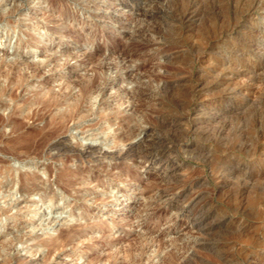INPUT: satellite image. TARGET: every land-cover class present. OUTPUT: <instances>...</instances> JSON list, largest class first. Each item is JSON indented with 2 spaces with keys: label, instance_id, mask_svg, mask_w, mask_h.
<instances>
[{
  "label": "rangeland",
  "instance_id": "1",
  "mask_svg": "<svg viewBox=\"0 0 264 264\" xmlns=\"http://www.w3.org/2000/svg\"><path fill=\"white\" fill-rule=\"evenodd\" d=\"M123 1L0 0V64L14 73L13 80L0 74V264H253L264 253V184L247 174L264 149V87L256 97L249 90L240 94L243 107L220 99L228 87L252 82L236 73L242 56L235 49L246 43V32L233 27L245 23L243 7L204 0L196 21L185 23L181 15L190 0H136L127 7ZM263 14L258 11L255 22L264 25ZM193 32L194 48L187 43ZM258 39L263 45L264 37ZM97 74L99 88L80 98ZM219 76L229 84L218 85ZM179 77L199 86L198 108L194 96L179 89ZM137 88L144 91L134 95ZM53 92L71 102L80 98L84 108L68 130L53 127L52 115L66 107L47 110ZM220 106L233 109L232 115L217 116ZM33 110L37 120L27 116ZM56 141L60 149L52 147ZM25 146L35 152L21 151ZM89 146L92 152L76 157ZM124 150L131 154L123 157ZM20 175L28 177L24 190ZM32 178L47 192L31 185ZM178 205H186L190 216ZM195 206L206 220H196ZM55 240L59 248L47 255Z\"/></svg>",
  "mask_w": 264,
  "mask_h": 264
},
{
  "label": "bare ground",
  "instance_id": "2",
  "mask_svg": "<svg viewBox=\"0 0 264 264\" xmlns=\"http://www.w3.org/2000/svg\"><path fill=\"white\" fill-rule=\"evenodd\" d=\"M204 0H190V2H189V4L187 5V7L185 8V10L183 11V14L181 15L182 16V19H183V21H185V23L186 22H192V21H196V18L198 17V16H200V14L202 13V2H203ZM228 1V3L230 2V4L231 3H235L236 4V7L237 8H239L240 7V5L243 7L242 9H241V12H239V13H242L241 14V17H243L244 18V22L245 23H240V25H235V27H233V29L235 30V29H237L238 27L239 28H242V30L243 31H245L246 32V36L244 37V40H245V44L243 45V44H240V45H238V46H236V51L237 52H239L240 53V55L242 56L241 57V60H240V64L239 65H237L238 66V68H236L235 70H236V73L238 72V74H240V73H245L246 75H249L248 77H250L251 79H252V82H250L248 85L247 84H244V85H242V86H239V87H236V85H234L235 87L234 88H229L227 85V87H228V89L227 90H222V91H224L223 93H221V95H220V99H221V102L222 101H230V102H232L235 106H240V107H243V106H245L246 105V102L243 100H240V101H242V102H239L238 101V96L240 95V94H242L243 92H246L247 90H249L248 92L251 94H254L255 95V97L257 96V94L259 93V92H261V89H262V86L264 87V82L263 81H261L262 79H263V77L261 76L260 77V71L261 70H264L263 69V67H264V44L262 45V41H261V43H259V36H261V37H264V25L263 24H261L259 21H257V22H255V20H254V17H255V15H257L258 14V11H260L261 9H264V0H227ZM138 3V1H136V0H130V1H126V0H124L123 1V4H125V7H127V6H129V5H131V3ZM204 4H206V3H204ZM235 4H234V6H235ZM243 4V5H242ZM206 6V5H205ZM219 7V6H218ZM233 7V6H232ZM236 9V8H235ZM238 10V9H237ZM16 11V10H15ZM145 11V10H144ZM155 11V10H154ZM204 12H205V10H204ZM203 12V13H204ZM65 13V12H64ZM140 13V12H139ZM71 14V13H70ZM66 15V14H65ZM67 15H68V13H67ZM105 15V14H104ZM240 15V14H239ZM63 16V15H62ZM71 16V15H70ZM69 16V17H70ZM73 16V15H72ZM68 18V17H67ZM200 18V17H199ZM262 18H264V14H263V16H262ZM236 19H238L237 18V15H236ZM66 20V19H65ZM241 20V19H240ZM243 20V19H242ZM240 22V21H239ZM242 22V21H241ZM184 23V24H185ZM196 23V22H195ZM233 23V22H232ZM236 23V22H235ZM234 23V24H235ZM190 24V23H189ZM194 24V23H193ZM229 24V23H228ZM230 25H231V23H230ZM232 27V26H231ZM227 28H228V26H227ZM229 29V28H228ZM232 29V28H231ZM223 30V29H222ZM241 30V29H240ZM142 31V30H141ZM144 31V30H143ZM181 31V30H180ZM183 31V30H182ZM192 31V30H191ZM195 32V31H194ZM192 33L191 34V36H190V38L187 40V43H189V45L191 46V47H195L196 46V33ZM201 32V31H200ZM221 32V31H220ZM226 32V31H225ZM239 32H241V31H239ZM144 33V32H143ZM243 33V32H242ZM247 33H249V34H247ZM180 34H182V33H180ZM217 34V33H216ZM76 35V34H75ZM226 35V34H225ZM234 35V34H233ZM214 36V35H213ZM220 37H218V38H215V40H213L212 39V45L213 44H215V42H218V41H216V40H218L219 38H221V36H223V33H221V35H219ZM211 37V36H210ZM233 37V36H232ZM180 38V37H179ZM243 38V37H242ZM40 39V38H39ZM176 39V38H175ZM182 39V38H181ZM235 39H236V37H235ZM240 39V38H239ZM179 40V39H178ZM183 40H184V38H183ZM226 40V39H225ZM240 40H242V39H240ZM177 41V40H176ZM175 41V42H176ZM181 40H179V42H180ZM208 41V40H207ZM231 41V40H230ZM234 41V40H233ZM149 42V41H148ZM151 42V41H150ZM185 42V41H184ZM221 42V41H220ZM178 43V42H177ZM222 43V42H221ZM226 43V42H225ZM224 43V44H225ZM235 43V42H234ZM136 44V43H135ZM149 44V43H148ZM147 44V45H148ZM179 44V43H178ZM177 44V45H178ZM183 44V43H182ZM219 44V43H218ZM229 44V43H228ZM227 44V45H228ZM239 44V43H238ZM136 45H138V44H136ZM145 45V44H144ZM151 45V44H150ZM180 45V44H179ZM178 45V46H179ZM216 45H217V43H216ZM221 45V44H220ZM232 45V44H231ZM142 46V45H141ZM184 46V45H183ZM187 46V45H186ZM215 46V45H214ZM143 47V46H142ZM190 47V48H191ZM217 47V46H216ZM215 47V48H216ZM211 48V47H210ZM219 48H220V46H219ZM225 48V47H224ZM188 49V48H187ZM192 49V48H191ZM138 50V49H137ZM143 50V49H142ZM211 50V49H210ZM233 50H234V48H233ZM132 50L130 49V48H126V49H124V54H126L127 56H131V54H132V52H131ZM192 51V50H191ZM207 51H209V49H207ZM206 51V52H207ZM222 51H223V49H222ZM212 52V51H211ZM262 53V56L261 57H259L257 54L258 53ZM138 53H140L139 51H138ZM141 53H142V51H141ZM210 53V52H209ZM135 54V53H134ZM137 54V53H136ZM135 54V55H136ZM212 54V53H211ZM126 55H125V57H126ZM134 55V56H135ZM208 55V54H207ZM236 55V54H235ZM239 54H238V56H240ZM202 56V55H201ZM237 56V55H236ZM192 57H193V55H192ZM208 57V56H207ZM210 57V56H209ZM208 57V58H209ZM259 57V58H258ZM131 58V57H130ZM201 58V57H200ZM236 58V57H235ZM197 59H198V57H197ZM203 59V58H202ZM208 60V59H207ZM206 60V61H207ZM224 60V59H223ZM235 60V59H234ZM201 61V60H200ZM215 61V60H214ZM217 61V60H216ZM211 62H213L212 61V59L210 60V63ZM221 62V61H220ZM226 62V61H225ZM202 63V62H201ZM208 63V62H207ZM216 63V62H215ZM219 63V62H218ZM230 63V62H229ZM236 63H237V61H236ZM238 63H239V61H238ZM220 64V63H219ZM232 64V63H231ZM230 64V65H231ZM234 64V63H233ZM101 65V64H100ZM234 65H236V64H234ZM103 66V65H102ZM206 66V65H205ZM208 66V65H207ZM221 67H223V66H221ZM138 68H140V67H138ZM203 68H204V66H203ZM209 68V67H208ZM211 68V67H210ZM215 68V67H214ZM217 69H219V68H217ZM13 68H11V67H6L5 66V64H0V74H4L5 76H7V78H9L10 80H13ZM220 70V69H219ZM201 71V70H200ZM204 71V70H203ZM210 71V70H209ZM218 71V70H217ZM231 72V71H230ZM264 72V71H263ZM203 73V72H202ZM210 73V72H209ZM222 73V72H221ZM185 74V73H184ZM216 74V73H215ZM225 74V73H224ZM232 74V73H231ZM237 74V75H238ZM174 75H176V74H174ZM246 75H244V76H246ZM263 75V74H262ZM179 76V75H178ZM217 76V75H216ZM215 76V77H216ZM243 76V77H244ZM180 77H182V76H180ZM180 77H179V79H180ZM200 77V76H199ZM198 77V78H199ZM208 77V76H207ZM213 77V76H212ZM215 77H213V78H215ZM220 77V76H219ZM233 77V76H232ZM239 77H241V76H239ZM186 78V77H185ZM204 78V77H203ZM202 78V79H203ZM220 78H222V77H220ZM230 78V77H229ZM237 78V80H238V77H236ZM246 78V77H245ZM259 78H261V80H259ZM177 79V78H176ZM187 79V78H186ZM186 79H185V82H186ZM9 80V81H10ZM100 76L97 74L93 79H92V81L90 82V83H88V84H86V85H84V87L82 88V94H81V96H80V98L81 97H84V96H86V95H89L94 89H96V88H99V84H100ZM178 80V79H177ZM182 80L183 79H180V80H178V83H177V85L179 86V89H181L182 91H184V92H187V93H189V94H192L193 96H194V99H192L193 101V104H196V108H198L199 107V104H200V101H202V99H200V98H198V97H195L196 96V91H197V87H199L198 85H196V84H186V83H180V82H182ZM236 80V79H235ZM244 80V79H243ZM247 80V79H246ZM206 81V80H205ZM220 81V80H219ZM8 82V81H7ZM201 82V81H200ZM226 82H228L227 81V79H226V76L225 77H223L222 78V80H221V82H218V85H221V84H224V83H226ZM239 82H240V80H239ZM190 83V82H189ZM193 83V82H192ZM195 83V82H194ZM204 83V82H203ZM211 83V82H210ZM216 83V82H215ZM233 83V82H232ZM235 83H237V82H235ZM247 83V82H246ZM226 84H229V83H226ZM17 85V84H16ZM23 85V84H22ZM214 85V84H213ZM231 85V84H230ZM4 86V85H3ZM203 86V85H202ZM205 87V86H204ZM207 87V86H206ZM218 87V86H217ZM224 86H222V88H223ZM231 87V86H230ZM18 88V87H17ZM145 88V87H144ZM144 88L142 89H138L137 88V90L136 91H134V95H137V94H141L143 91H144ZM212 88V87H211ZM214 88V87H213ZM220 88V87H219ZM218 88V89H219ZM225 88V87H224ZM19 89V88H18ZM102 89H103V87H102ZM134 89V88H133ZM204 89V88H203ZM208 89V88H207ZM217 89V88H216ZM15 90V89H14ZM13 90V91H14ZM148 90H149V88H148ZM138 91V92H137ZM147 91V90H146ZM178 91V90H177ZM14 92H17V90H15ZM57 92V91H56ZM132 92V91H131ZM50 93V92H49ZM217 93V92H216ZM262 93V92H261ZM17 94V93H16ZM146 94H147V92H146ZM244 94V93H243ZM2 95V94H1ZM13 95H14V93H13ZM12 95V96H13ZM44 95H46L47 96V94H44ZM133 95V94H132ZM143 95V94H142ZM201 95V94H200ZM203 95H205V94H203ZM210 94H209V92H208V94H207V96H209ZM248 95V94H247ZM263 95H264V92H263ZM9 96V95H8ZM63 97H61V95L60 94H57V93H51V94H49L48 95V97H47V99L45 100L46 102V107L48 108L47 110L48 111H50L51 113H52V111L54 110V108H56V106L57 105H60L61 103L63 104H66V107L64 108V109H61L59 112H56V113H54L53 115H52V123L54 124V128H55V130H62V129H64V128H66V127H68V123H69V121H71V120H75L76 118H77V116L84 110V108L82 107V105L81 104H79V100H80V98L79 99H77V100H75L74 102H71L70 101V97L68 96V95H62ZM144 96V95H143ZM244 96V95H243ZM243 96H242V98H243ZM214 97V96H213ZM264 97V96H263ZM219 98V97H218ZM241 98V99H242ZM259 98H262V96H260ZM44 99V98H43ZM244 99V98H243ZM247 99V98H246ZM24 100V99H23ZM184 100V99H183ZM204 100V99H203ZM249 100V99H248ZM256 101V99L254 100V103H256L255 102ZM262 101H264V100H262ZM204 102H205V100H204ZM216 102V101H215ZM7 103V102H6ZM258 103H260V102H258ZM262 103V102H261ZM202 104H204V103H202ZM217 104V103H216ZM206 104H204V106H205ZM213 105V104H212ZM223 105H224V103H223ZM259 105V104H258ZM262 105V104H261ZM4 106V105H3ZM198 106V107H197ZM216 106V105H215ZM262 107V106H261ZM43 109V108H42ZM191 109V108H190ZM205 109V108H204ZM237 109V108H236ZM263 109V108H262ZM44 110V109H43ZM199 110V109H198ZM206 110V109H205ZM197 111V110H196ZM213 110H211V112H212ZM235 111V110H234ZM210 112V111H209ZM231 112H233V109H230V108H228L227 106L226 107H224V106H220L219 108H218V113L217 112H214L215 114L217 113V116L218 115H220V116H222V115H228L229 113L231 114ZM43 113V112H42ZM45 113H47V112H45ZM50 113V114H51ZM37 114H38V111H35V110H33V111H31V112H29L28 114H27V116L29 117V118H33V117H35V119L34 120H37L36 119V116H37ZM198 114V113H197ZM211 114V113H210ZM229 114V115H230ZM40 115V114H39ZM43 115H44V113H43ZM232 115V114H231ZM233 115H234V113H233ZM223 116V117H224ZM2 117V116H1ZM11 117V116H10ZM227 117V116H226ZM236 117V116H235ZM234 117V118H235ZM16 118V117H15ZM220 118V117H219ZM227 118H229V116L227 117ZM2 119V118H1ZM40 119H42V116H41V118ZM223 119V118H222ZM225 119V118H224ZM243 119V118H242ZM23 120V119H22ZM217 120V119H216ZM219 120H221V119H219ZM16 121H20V120H16ZM230 121V120H229ZM228 121V122H229ZM257 121V120H256ZM255 121V122H256ZM2 122V121H1ZM11 122V121H10ZM15 122V121H14ZM20 122H22V121H20ZM46 122V121H45ZM162 122V121H161ZM213 122V121H212ZM218 122V120L216 121V122H214V123H217ZM226 122V121H225ZM254 122V123H255ZM260 122V121H259ZM6 123V122H5ZM224 123V122H223ZM230 123V122H229ZM258 123V122H257ZM21 124V123H20ZM23 124V123H22ZM21 124V125H22ZM231 124V123H230ZM244 124H246V123H244ZM244 124H243V126H244ZM256 124V123H255ZM20 125V126H21ZM24 125H26V124H24ZM24 125H23V127H24ZM45 125V124H44ZM212 125H213V123H212ZM215 125V124H214ZM229 125V124H228ZM0 126H1V123H0ZM19 126V125H18ZM70 126V125H69ZM245 126H247V125H245ZM261 126V125H260ZM213 127V126H212ZM211 127V128H212ZM230 127H231V125H230ZM25 128V127H24ZM223 128V127H222ZM228 128V127H227ZM233 128V127H232ZM243 128V127H242ZM247 128V127H246ZM19 129V128H18ZM67 129V128H66ZM136 127L134 126V127H130L128 130H127V134H125V138L126 139H128L131 135H133L134 133H135V131H136ZM197 129V128H196ZM257 129V128H256ZM255 129V130H256ZM261 129V128H260ZM26 130V129H25ZM54 130V131H55ZM68 130V129H67ZM123 130V129H122ZM212 130H214L213 128H212ZM223 130V129H222ZM17 131V130H16ZM54 131H52V132H54ZM211 131V130H210ZM247 131V130H246ZM261 131V130H260ZM13 132V131H12ZM17 132H19V131H17ZM60 132V131H59ZM189 132V131H188ZM198 132V131H197ZM212 132V131H211ZM216 132V131H215ZM205 133V132H204ZM203 133V134H204ZM208 133V132H207ZM251 133V132H250ZM257 133V132H256ZM50 134V133H49ZM55 133H53V135H54ZM202 134V133H201ZM213 134V133H212ZM224 134V133H223ZM246 134V133H245ZM262 134H264V131L262 130V133L260 132V135H262ZM204 135H207V134H204ZM218 135V134H217ZM254 135V134H253ZM259 135V136H260ZM49 136V135H48ZM50 136H51V134H50ZM49 136V137H50ZM55 136V135H54ZM211 136V135H210ZM226 136V135H225ZM48 137V138H49ZM52 137V136H51ZM246 137V136H245ZM107 138V137H106ZM213 138V137H212ZM227 138V137H226ZM255 138H256V136H255ZM262 138H263V136H262ZM44 139V138H43ZM211 139V138H210ZM246 139V138H245ZM250 139V138H249ZM248 140V139H247ZM251 140V139H250ZM249 140V141H250ZM41 141H42V139H41ZM44 141V140H43ZM45 141H47V140H45ZM258 141V140H257ZM260 141V140H259ZM258 141V142H259ZM119 143H120V141H118ZM117 142V143H118ZM226 142V141H225ZM253 142H255V139H254V141ZM257 142V143H258ZM36 143V142H35ZM42 143V142H41ZM48 143V142H47ZM62 143V142H61ZM61 143H58L57 141H56V143H54V144H52V147H54V148H61L60 146H61ZM66 143V142H65ZM118 143V144H119ZM28 144V143H27ZM26 144V145H27ZM31 144V143H30ZM46 144V143H45ZM45 144L43 145L44 147V149H46L45 148ZM66 144H68V143H66ZM220 144V143H219ZM225 144V143H224ZM232 144V143H231ZM252 145H253V143H251ZM20 145V144H19ZM39 145V144H38ZM37 145V146H38ZM47 145V144H46ZM62 145H64V143L62 144ZM212 145V144H211ZM248 145V144H247ZM247 145H246V141H244L243 142V145H242V147L243 148H247ZM259 145V144H258ZM28 146V145H27ZM31 146H34V145H32L31 144ZM36 146V145H35ZM36 146V147H37ZM49 146V145H48ZM47 146V147H48ZM229 146V145H228ZM251 146V145H250ZM262 146V145H261ZM17 147V146H16ZM23 147H24V145H23ZM26 147V146H25ZM30 147V146H29ZM41 148H42V146H40ZM65 147V146H64ZM68 147V146H67ZM199 147V146H198ZM201 147V146H200ZM200 147L199 148H197V146H196V148L197 149H200ZM209 147V146H208ZM259 147V146H258ZM18 148V147H17ZM16 148V149H17ZM20 148H22V147H19L18 149H20ZM40 148V149H41ZM53 148V149H54ZM66 148V147H65ZM73 148V147H72ZM76 148V147H75ZM100 148V147H99ZM143 148V147H142ZM211 148H213V147H211ZM236 148H240V147H236ZM235 148V149H236ZM251 148V147H250ZM255 148V147H254ZM34 149H36V151H37V148H34ZM67 149H69V148H67ZM66 149V150H67ZM129 149V148H128ZM147 149V148H146ZM210 149V148H209ZM255 149H257V147L255 148ZM259 149V148H258ZM63 150H65V149H63ZM69 150H71V148L69 149ZM74 151H75V149H73ZM80 150V149H79ZM120 151V153L122 152V150L123 149H119ZM135 150V149H134ZM163 150V149H162ZM201 150V149H200ZM199 150V153L201 154L202 153V151H200ZM217 150V149H216ZM21 151H23V152H25L26 154L28 153L29 154V152H31L30 151V149L29 148H27L26 147V149L24 148V149H22ZM20 151V152H21ZM39 151V150H38ZM42 151H44V150H42ZM93 151V147L92 146H89V147H86L85 148V151L84 152H82V151H77L76 152V154L78 155V156H76V157H79L80 155H84L83 153H90V152H92ZM95 151H97V150H95ZM125 151V150H124ZM145 151V150H144ZM161 151V150H160ZM214 151V150H213ZM225 151H227L226 149H225ZM251 151L253 152V150H252V148H251ZM32 152H35V151H32ZM67 152V151H66ZM72 152V151H71ZM118 152V151H117ZM162 152V151H161ZM160 152V153H161ZM167 152V151H166ZM207 152H209V151H207ZM211 152V151H210ZM241 152V151H240ZM251 152V153H252ZM255 152V151H254ZM14 153V152H13ZM36 153H38V152H36ZM106 153H108V151L106 152ZM135 153V152H134ZM137 153V152H136ZM164 153V152H163ZM163 153H161V154H163ZM205 153V152H204ZM211 153H213V152H211ZM219 153V152H218ZM232 153H233V151H232ZM232 153H230V154H232ZM256 153V152H255ZM17 154H19V152L17 153ZM35 154V153H34ZM40 154H41V152H40ZM47 154V153H46ZM45 154V155H46ZM85 154V155H86ZM122 154V153H121ZM129 154H131L130 153V151L129 150H126L124 153H123V157L124 156H127V155H129ZM138 154V153H137ZM136 154V155H137ZM139 154H141V153H139ZM153 154H155V153H153ZM157 154H159V152L157 153ZM156 154V155H157ZM166 154V153H165ZM169 154V153H168ZM199 154V155H200ZM203 154V153H202ZM209 154V153H208ZM229 154V155H230ZM254 154V153H253ZM15 155V154H14ZM49 155V154H48ZM149 155V154H148ZM147 155V156H148ZM152 155V154H151ZM155 155V156H156ZM160 155V154H159ZM206 155V154H205ZM210 155V154H209ZM208 155V156H209ZM213 155V154H212ZM219 155V154H218ZM221 155V154H220ZM219 155V156H220ZM234 155H236V154H234ZM239 155V154H238ZM237 155V156H238ZM23 156V155H22ZM25 156V155H24ZM74 156V155H73ZM145 156V155H144ZM163 156V155H162ZM166 156V155H165ZM207 156V155H206ZM255 156H257L258 157V159L260 158V161H259V165H257V167H255V169L253 170V171H250L249 172V174H247L249 177H250V179L252 178V181H254L253 179H255V180H259V181H261V182H263V184H264V149H262L259 153H256L255 154ZM254 156V157H255ZM71 157V156H70ZM119 157V156H118ZM146 157V156H145ZM144 157V158H145ZM216 157V156H215ZM225 157V156H224ZM227 157V156H226ZM231 157V156H230ZM250 157V156H249ZM154 158V157H153ZM156 158V157H155ZM251 158V157H250ZM249 158V159H250ZM217 159V158H216ZM240 159V158H239ZM257 159V158H256ZM82 160V159H81ZM150 160V159H149ZM222 160V159H221ZM252 160V159H251ZM223 161V160H222ZM227 161V160H226ZM228 161H229V158H228ZM231 161V160H230ZM243 162V161H242ZM241 162V163H242ZM237 163V162H236ZM251 163H252V161H251ZM209 164V163H208ZM207 164V165H208ZM219 164H220V162H219ZM250 164V163H249ZM241 166H243V165H241ZM222 167V166H221ZM240 167V166H239ZM249 167H250V165H249ZM50 168V167H49ZM226 167H224V169H225ZM232 168H234V167H232ZM237 168V167H236ZM235 168V169H236ZM245 168V167H244ZM247 168V167H246ZM245 168V169H246ZM221 169V168H220ZM227 169V168H226ZM51 170V169H50ZM53 170V169H52ZM51 170V171H52ZM68 169H66L65 171H67ZM229 170V169H228ZM233 170V169H232ZM62 171V170H61ZM64 171V170H63ZM64 171V172H65ZM68 171H70V170H68ZM67 171V172H68ZM77 171V170H76ZM211 171H212V168H211ZM50 172V171H49ZM53 172V171H52ZM213 172V171H212ZM242 172V171H241ZM244 172V171H243ZM246 172V171H245ZM28 173V172H27ZM219 173V172H218ZM63 174V173H62ZM72 174V173H71ZM85 174V173H84ZM226 174V173H225ZM238 174V173H237ZM245 174V173H244ZM22 175H23V173H22ZM28 175V174H27ZM86 175V174H85ZM239 175H241V174H239ZM21 176V175H20ZM30 176V175H29ZM59 176V175H58ZM64 176V175H63ZM234 176V175H233ZM243 176V175H242ZM13 177V176H12ZM41 177V176H40ZM213 177V176H212ZM216 177V176H215ZM224 177V174H222V173H220L219 175H218V178L219 179H222ZM241 177V176H240ZM20 178V177H19ZM18 178V179H19ZM28 177L27 176H21V183H20V188H21V190H24V182H25V180L27 179ZM72 178H74V177H72ZM78 178V177H77ZM217 178V179H218ZM31 179V178H30ZM56 179V178H55ZM86 179V178H85ZM226 179V178H225ZM57 180H59V178L57 179ZM63 180V179H62ZM89 180V179H88ZM18 181V180H17ZM32 181H33V183L32 182H30V183H32L31 185H35V187H36V189L37 188H39L40 190L42 189V190H44V192H47V190H48V187H41V186H39L34 180H33V178H32ZM56 181V180H55ZM28 182V181H27ZM199 182V181H198ZM222 182V181H221ZM225 182V181H224ZM235 182V181H234ZM70 183V182H69ZM256 183V182H255ZM44 184V183H43ZM42 184V185H43ZM63 184V183H62ZM257 184V183H256ZM60 185V184H59ZM76 185V184H75ZM62 186V185H61ZM64 186H66V185H64ZM63 186V187H64ZM240 186V185H239ZM239 186H238V189H239ZM62 187V188H63ZM65 188V187H64ZM242 188H244V187H242ZM246 188V187H245ZM258 188V187H257ZM256 188V189H257ZM261 188H262V186H261ZM52 189V188H51ZM50 189V190H51ZM54 189V188H53ZM66 189H68V188H66ZM241 189V188H240ZM256 189H255V191H256ZM264 189V188H263ZM262 189V190H263ZM30 190V189H29ZM71 190V189H70ZM171 190H173L172 188H171ZM222 190V189H221ZM258 190V189H257ZM28 191V190H27ZM54 191V190H53ZM233 191H234V189H233ZM249 191V190H248ZM253 191V190H252ZM65 192H66V190H65ZM69 192H71V191H69ZM243 192V191H242ZM241 192V193H242ZM32 193V192H31ZM50 193V192H49ZM175 193V192H174ZM187 193V192H186ZM238 193V192H237ZM247 193V192H246ZM46 193H43V195H41L42 197H44V195H45ZM185 195V194H184ZM225 195V194H224ZM234 195V194H233ZM197 196V195H196ZM237 195L235 194V197H236ZM238 196H239V194H238ZM249 196V195H248ZM254 196V195H253ZM56 197H57V195H56V193L51 197V201L52 202H54V200L56 199ZM242 197V196H241ZM244 197H245V195H244ZM258 197V196H257ZM261 197V196H260ZM264 197V196H263ZM189 198V197H188ZM191 198V197H190ZM200 198V197H199ZM197 200V199H196ZM233 200V199H232ZM240 200V199H239ZM258 200V199H257ZM187 201V200H186ZM227 201V200H226ZM234 201V200H233ZM263 201V200H262ZM44 202V201H43ZM42 202V203H43ZM191 202H192V200H191ZM199 202V201H198ZM251 202V201H250ZM259 202V201H258ZM261 202V201H260ZM190 203V202H189ZM201 203V202H200ZM230 203V202H229ZM235 203V202H234ZM248 203H249V201H248ZM256 203V202H255ZM180 204H182V203H180ZM194 204V203H193ZM245 204H247V203H245ZM260 204V203H259ZM82 205V204H81ZM175 205H177V203L175 204ZM248 205V204H247ZM169 206V205H168ZM186 206V205H185ZM184 205H178L177 206V208H178V210L180 211V212H183V213H186V214H188V216H190V214H191V212H190V209L188 210V208L187 207H185ZM238 206V205H237ZM251 206V205H250ZM189 207V206H188ZM196 207V220L198 221L199 219H201V220H206L207 219V217H208V215L206 216L205 215V213L204 212H202V211H200L199 209H198V207L197 206H195ZM201 207V206H200ZM229 207V206H228ZM233 207H236L235 205H233ZM59 208V207H58ZM168 208V207H167ZM193 208V207H192ZM191 208V209H192ZM211 208V207H210ZM240 209V208H239ZM252 209V208H251ZM209 210V209H208ZM259 210V209H258ZM195 211V210H194ZM204 211V210H203ZM247 211V210H246ZM210 212V211H209ZM208 212V213H209ZM213 212V211H212ZM237 212V211H236ZM264 213V212H263ZM225 214V213H224ZM256 214V213H255ZM254 214V215H255ZM33 215V214H32ZM245 215H246V213H245ZM263 215V214H262ZM192 216V215H191ZM258 216V215H257ZM56 218V217H55ZM260 218V217H259ZM54 219V218H53ZM52 219V220H53ZM200 220V221H201ZM232 220V219H231ZM264 220V219H263ZM204 222V221H203ZM212 222V221H211ZM260 222V221H259ZM202 224V223H201ZM205 224H206V222H205ZM82 225V224H81ZM199 225H200V223H199ZM203 225H204V223H203ZM209 225V224H208ZM253 225V224H252ZM74 226H75V224H74ZM206 226V225H205ZM243 226H245V225H243ZM263 226V225H262ZM200 227V226H199ZM251 227V226H250ZM69 228V227H68ZM208 228H210V229H213L214 228V226H209ZM238 228V227H237ZM236 228V229H237ZM240 228V227H239ZM67 229V228H66ZM243 229H245V227L243 228ZM242 229V230H243ZM63 230H65V229H62V232H63ZM70 230V229H69ZM69 230H68V232H69ZM209 230V229H208ZM71 231H72V229H71ZM237 231H238V229H237ZM248 231V230H247ZM209 232H210V230H209ZM244 233H245V230H244ZM63 234V233H62ZM240 234V233H239ZM61 235V234H60ZM65 235H67V234H65ZM65 235H63V237H62V241H63V239L65 240L66 238H65ZM208 235H209V233H208ZM249 235V234H248ZM253 236V235H252ZM252 236H250V237H252ZM254 237V236H253ZM256 238V237H255ZM260 239H261V237H259ZM258 237H257V239H259ZM61 240V239H60ZM252 240V239H251ZM264 240V239H263ZM220 241V240H219ZM253 241V240H252ZM259 241V240H258ZM66 242V241H65ZM64 242V243H65ZM216 242V241H215ZM225 243V242H224ZM255 243V242H254ZM204 244V243H203ZM216 244V243H215ZM260 244H261V241H260ZM222 245V244H221ZM225 245V244H224ZM59 246H60V244L58 243V242H56V240L53 242V243H51L50 244V248H49V251H48V253L49 254H47V255H51L52 256V253L55 251V250H57L58 248H59ZM217 247V246H216ZM217 248H221V247H217ZM262 249V248H261ZM48 250V249H47ZM180 251V250H179ZM221 251V250H220ZM244 251V250H243ZM246 251V250H245ZM257 251V250H256ZM248 252V251H247ZM175 253V252H174ZM179 253V252H178ZM244 253V252H243ZM243 253H242V255H243ZM256 253V252H255ZM262 253V252H261ZM260 253V254H261ZM180 254V253H179ZM181 254H182V252H181ZM180 254V255H181ZM220 253H218V255H219ZM223 254H225V252L223 253ZM222 254V255H223ZM230 254V253H229ZM162 255V254H161ZM179 255V256H180ZM187 255V254H186ZM194 255V254H193ZM221 255V256H222ZM245 255V254H244ZM247 255V254H246ZM250 255H251V253H250ZM259 255V254H258ZM50 256V257H51ZM174 256V255H173ZM189 256V255H188ZM253 256H255V255H253ZM46 257V256H45ZM165 257V256H164ZM177 257V256H176ZM196 257V256H195ZM225 257V256H224ZM229 257V256H228ZM246 257V256H245ZM260 257V260H258V258ZM259 257H257L256 258V261L254 262V261H252V262H254L253 264H264V253H262V255H260ZM47 258V257H46ZM184 258H185V256H184ZM189 258H190V256H189ZM247 258V257H246ZM245 258V259H246ZM163 259H165V258H163ZM229 259V258H228ZM230 259H231V257H230ZM250 259V258H249ZM13 260V259H12ZM124 260V259H123ZM181 260V259H180ZM184 260H187V259H184ZM183 260V261H184ZM189 260V259H188ZM191 260H192V258H191ZM194 260V259H193ZM223 260V259H222ZM224 260H226V259H224ZM223 260V261H224ZM164 261H166V260H164ZM11 262V261H10ZM189 262V261H188ZM226 263L228 262V261H225ZM2 263V262H1ZM167 263L169 264V262L167 261ZM173 263V262H172ZM181 263V262H180ZM184 263V262H183ZM185 263H186V261H185ZM229 263V262H228ZM9 264V263H8ZM13 264V263H12ZM17 264V263H16ZM113 264V263H112ZM125 264V263H124ZM174 264V263H173ZM176 264V263H175ZM182 264V263H181Z\"/></svg>",
  "mask_w": 264,
  "mask_h": 264
}]
</instances>
